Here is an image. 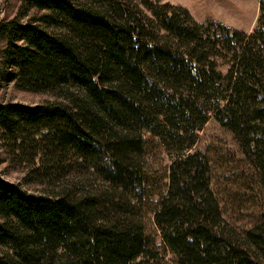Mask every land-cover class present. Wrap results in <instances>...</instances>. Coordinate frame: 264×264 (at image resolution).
<instances>
[{
  "label": "trees",
  "instance_id": "1",
  "mask_svg": "<svg viewBox=\"0 0 264 264\" xmlns=\"http://www.w3.org/2000/svg\"><path fill=\"white\" fill-rule=\"evenodd\" d=\"M16 1L0 87L55 99L0 101V165L24 169L0 173V264H264V0L251 33L163 0ZM211 120L260 209L240 234L192 151Z\"/></svg>",
  "mask_w": 264,
  "mask_h": 264
},
{
  "label": "rangeland",
  "instance_id": "2",
  "mask_svg": "<svg viewBox=\"0 0 264 264\" xmlns=\"http://www.w3.org/2000/svg\"><path fill=\"white\" fill-rule=\"evenodd\" d=\"M174 6L187 9L199 23L214 20L232 29L251 33L259 15V0H163ZM20 4L16 0H0V19L14 17ZM230 67L222 65L220 71L227 74ZM55 98L49 94L31 93L17 90L11 84L0 87V101L38 105ZM149 140L147 161L153 169L164 170L170 163L167 155L158 147L155 139L146 134ZM192 151H200L210 160L214 176L213 189L220 202L223 219L239 234L254 226L260 209L253 203V193L244 181L243 163L239 148L232 135L211 120L199 133V140ZM0 150V158H4ZM245 166V165H244ZM246 171L250 173L249 167ZM245 170V169H244ZM1 175L9 182H21L24 169L11 165L8 161L0 165ZM31 188V187H30ZM243 200V201H242Z\"/></svg>",
  "mask_w": 264,
  "mask_h": 264
}]
</instances>
